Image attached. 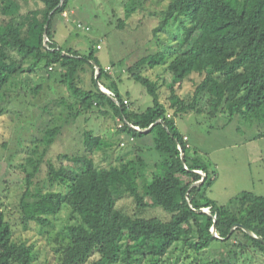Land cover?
I'll use <instances>...</instances> for the list:
<instances>
[{
    "label": "trees",
    "instance_id": "obj_1",
    "mask_svg": "<svg viewBox=\"0 0 264 264\" xmlns=\"http://www.w3.org/2000/svg\"><path fill=\"white\" fill-rule=\"evenodd\" d=\"M140 4V0H128L118 26ZM67 5L68 0H0V101L9 97L10 89L18 94L22 84L29 86V74L43 62L48 77L49 70H58L54 79L68 91L67 97L45 103L44 111L49 113L61 103L68 110L64 121L75 120L93 106L103 114L112 112L120 121L116 132L130 141L151 135L152 146L162 159L151 166L148 179L133 159L99 166L91 154L106 142L85 129L84 152L59 154V166L46 160V175L39 180L46 149L61 131V124L51 118L40 140L43 151L33 148L26 160L25 187L19 201L22 222L47 227L51 225L49 216L69 207L75 222L65 226L67 241L57 264H84L95 253L98 257L92 264H264V196L243 191L235 197L236 210L208 197L205 190L216 173L187 155L192 147L175 122L188 112L211 117L222 113L228 120L235 115H263L264 0H169L154 31H164L175 23L179 32L176 43L166 53L142 56L126 68L128 77L141 83L152 97V105L143 111L130 107L119 92L117 79L97 61L92 49L80 54L58 45L51 20L54 14L65 12ZM166 54L173 56L162 79L169 92L167 106L159 98L157 81L136 71L160 65ZM94 63L99 66L98 81L117 101L97 86ZM192 73L201 79L186 100L177 91ZM41 88V84L29 86L33 95ZM129 124L140 129L153 125L142 132ZM197 169L205 176L200 184L192 185L202 177ZM55 185L64 190L52 189ZM123 197H131L140 207L161 206L170 216L143 218L125 212L116 206ZM200 208L207 210L197 211ZM213 224L217 236L211 231ZM235 224L252 234L239 226L233 228ZM173 250L177 253L170 261ZM0 264H37L32 244L13 238L12 226L1 209Z\"/></svg>",
    "mask_w": 264,
    "mask_h": 264
},
{
    "label": "rangeland",
    "instance_id": "obj_2",
    "mask_svg": "<svg viewBox=\"0 0 264 264\" xmlns=\"http://www.w3.org/2000/svg\"><path fill=\"white\" fill-rule=\"evenodd\" d=\"M127 1L68 0L65 12L53 15L51 28L54 39L62 48H72L80 54H86L92 49L97 61L117 79L119 92L128 100L130 107L143 111L152 105V97L141 83L128 77L126 68L142 56L157 51L166 53L168 46L176 43L179 32L175 23L164 31H154L169 0H140L141 4L123 26H118L119 19L124 18V5ZM78 23L82 27H78ZM166 55L160 65L153 68L139 67L136 71L157 81L159 98L167 106L169 92L162 79L166 65L173 56ZM58 73V70H49L48 77L44 63L41 62L29 74V86L42 85L37 95L31 94L29 86L22 84L18 94L16 89H10L9 97L0 101V209L12 226L13 238L32 244L37 264L58 263L62 246L67 241L65 226L75 222L67 205L58 214L49 216L51 225L47 227L33 222L25 224L20 217L19 201L25 187L26 160L33 148L37 147L38 153L43 151L44 145L40 140L51 118L61 124V131L46 149L44 162L37 175L39 180L46 175V160L59 166L62 163L59 154L84 152L82 132L85 129L101 136L106 142L102 149L91 154L99 166L133 159L138 170L145 173L148 179L151 166L162 159L161 154L152 146L151 135L130 141L126 140L128 137L123 133L116 132L120 121L114 119L112 112L103 114L93 106L75 120L64 121L68 110H63L61 103L52 106L49 113L44 111L43 105L49 100L68 96L65 86L54 79ZM200 79L199 74H190L177 92L189 100ZM86 84H90L88 77ZM104 108L109 107L105 104ZM261 113L263 115L259 118L235 115L231 120L222 113L211 117L205 113L188 112L175 118L180 132L189 137L192 148L187 155L206 163L208 169L216 173L205 194L230 210L237 209L239 205L235 197L243 191L264 196V108ZM52 189L64 190L58 185ZM116 206L143 218L167 219L170 216L168 211L158 205L136 206L131 197L119 199ZM171 252L170 261H173L177 250ZM97 257L96 253L93 254L84 264H92V260Z\"/></svg>",
    "mask_w": 264,
    "mask_h": 264
},
{
    "label": "water",
    "instance_id": "obj_3",
    "mask_svg": "<svg viewBox=\"0 0 264 264\" xmlns=\"http://www.w3.org/2000/svg\"><path fill=\"white\" fill-rule=\"evenodd\" d=\"M46 26H47V24L45 25V29H46ZM47 40H48V38H47V34H46L45 31H44L43 42H44L45 45H47ZM63 53H65V52H63ZM94 67H95V79H96V84H97V86H98L102 91L106 92L107 89H106L104 86H102L101 83H100V82L98 81V79H97V77H98V75H99V66H98L96 63H94ZM114 100L117 101L116 98H115ZM158 121L164 124V122H163L161 119L158 120ZM129 125H130V126H133V125H131V124H129ZM152 125H153V124H151L150 127H151ZM133 127L136 128V129H138L139 131H142V132H146V131H148L149 128H150V127H149V128H147V129H140V128L135 127V126H133ZM178 148H179V151H180V157H181V159L183 160V157H184L183 155H184V153H183V151H182V149H181V147H180L179 144H178ZM204 176H205V174L201 177L200 180L195 181L192 185L200 184V183L203 181ZM206 210H207V208H200V209H198L197 211H199V212H206ZM236 226H239V227H241L242 229H244L247 233L252 234V233H251L248 229H246L243 225L235 224V225H233V228L236 227ZM211 231H212V233L214 234V236H217L216 233H215V224L212 225V227H211Z\"/></svg>",
    "mask_w": 264,
    "mask_h": 264
},
{
    "label": "built area",
    "instance_id": "obj_4",
    "mask_svg": "<svg viewBox=\"0 0 264 264\" xmlns=\"http://www.w3.org/2000/svg\"><path fill=\"white\" fill-rule=\"evenodd\" d=\"M77 26L78 27H82L79 23L77 24ZM85 29H88L87 27L85 28ZM106 93L112 98V99H115V97H114V94L110 91V90H106ZM124 102H126V100H124ZM135 127H137V126H135ZM187 137L186 136H184V139H186ZM197 173H199L201 176H203L204 175V173H203V171L202 170H199V169H197V170H195Z\"/></svg>",
    "mask_w": 264,
    "mask_h": 264
},
{
    "label": "crops",
    "instance_id": "obj_5",
    "mask_svg": "<svg viewBox=\"0 0 264 264\" xmlns=\"http://www.w3.org/2000/svg\"><path fill=\"white\" fill-rule=\"evenodd\" d=\"M184 134V136H186L187 137V142H188V144H189V137H188V135L186 134V133H183ZM189 146H190V144H189ZM191 147V146H190Z\"/></svg>",
    "mask_w": 264,
    "mask_h": 264
}]
</instances>
